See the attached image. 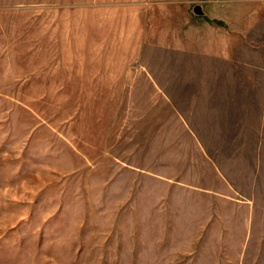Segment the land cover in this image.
I'll return each mask as SVG.
<instances>
[{"label": "rangeland", "instance_id": "374dc122", "mask_svg": "<svg viewBox=\"0 0 264 264\" xmlns=\"http://www.w3.org/2000/svg\"><path fill=\"white\" fill-rule=\"evenodd\" d=\"M0 264H264V0H0Z\"/></svg>", "mask_w": 264, "mask_h": 264}, {"label": "water", "instance_id": "95a60500", "mask_svg": "<svg viewBox=\"0 0 264 264\" xmlns=\"http://www.w3.org/2000/svg\"><path fill=\"white\" fill-rule=\"evenodd\" d=\"M195 12L198 13V14H200V13H201L200 8H199V7H196V8H195Z\"/></svg>", "mask_w": 264, "mask_h": 264}, {"label": "crops", "instance_id": "0c3cea01", "mask_svg": "<svg viewBox=\"0 0 264 264\" xmlns=\"http://www.w3.org/2000/svg\"><path fill=\"white\" fill-rule=\"evenodd\" d=\"M211 94L214 95V92H209V96H210ZM209 99H210V98H208V99L206 98L207 102L210 101Z\"/></svg>", "mask_w": 264, "mask_h": 264}]
</instances>
